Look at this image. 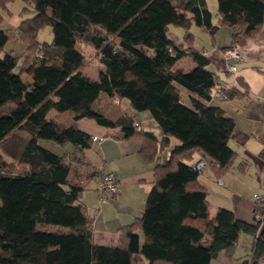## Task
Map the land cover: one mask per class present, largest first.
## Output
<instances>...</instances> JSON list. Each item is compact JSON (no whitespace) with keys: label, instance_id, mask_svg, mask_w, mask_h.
I'll return each mask as SVG.
<instances>
[{"label":"trees","instance_id":"16d2710c","mask_svg":"<svg viewBox=\"0 0 264 264\" xmlns=\"http://www.w3.org/2000/svg\"><path fill=\"white\" fill-rule=\"evenodd\" d=\"M10 1L0 0V7ZM25 2L33 15L14 29L0 27V264H138V256L150 264H212L222 250L232 251L242 231L255 241L236 264H261L264 224L256 217L264 211L261 202L256 200L252 222L224 206L212 214L202 170L191 162L201 150L219 175L237 157L230 144L236 120L211 102L217 100L213 92L220 76L194 45L192 26L214 36L220 25H229L235 44H243L264 22V0H218L219 23L213 22L207 0ZM172 24L184 28V43L170 37ZM46 25L53 39L39 41ZM14 36L36 41L37 53L32 47L21 55L5 51ZM80 41L90 43L105 65L97 77L83 70ZM188 57L193 65L185 69L180 62ZM237 81L217 101L247 97V81L242 76ZM101 92L112 100L126 98L134 110H149L163 135L138 129L127 112L112 119L96 111L93 103ZM51 110L120 126L123 137L142 134L148 141L141 152L146 160L157 161L153 184L143 215L120 228L116 245L96 242L82 201L84 187L74 182L104 180L87 154L93 135L54 119ZM172 137L178 143L172 145ZM46 139L62 147L72 144L73 150H51L41 142ZM262 141L264 158V136ZM171 146L162 162L158 154Z\"/></svg>","mask_w":264,"mask_h":264},{"label":"crops","instance_id":"0c3cea01","mask_svg":"<svg viewBox=\"0 0 264 264\" xmlns=\"http://www.w3.org/2000/svg\"><path fill=\"white\" fill-rule=\"evenodd\" d=\"M213 22H220L219 10L217 20L213 16ZM194 26L195 24L192 26V31L196 35L194 45L204 50L205 54L209 56V68L217 72L220 79L228 80L232 86H238L237 77L242 76L249 87L247 97L211 101L222 105L226 113L236 120V129L230 144L237 157L231 167L219 175L208 164L202 170L200 181L209 190L212 214L219 206H224L232 209L237 217L252 222L256 206L254 195L256 192L264 195V158L259 154L263 147L262 136H264V22L255 35L239 45L243 58L237 62L238 69L235 73L229 72L228 61L224 54L227 48L235 44L233 28L222 24L215 35L211 36L204 27L197 25L199 29H196ZM0 27L7 28L8 26L0 25ZM198 33H201L202 39ZM169 35L177 42H185L182 26L170 25ZM5 51L15 54L13 50ZM22 53L23 51L20 54ZM23 78L31 79L28 74H24ZM186 94L188 95L187 92ZM93 108L112 119H117L127 112L141 123L144 130L153 132L157 137L163 135L161 126L154 120L151 112L132 109L126 98L112 100L106 92H101L94 101ZM50 115L60 122L86 130L93 136H107L102 141L93 140L87 154L92 167L97 171L116 173L118 193L108 201L101 203L99 201L101 183L97 178H74V182L84 187L82 201L92 219L96 242L116 245L120 236V228L143 215L148 192L153 184L154 167L157 161L146 160L141 152L144 143L148 142L146 137L142 134H135L125 138L120 126L107 127L90 117L75 119L70 111L51 110ZM171 139L172 145L178 143L177 139L173 137ZM41 142L51 150L58 151L51 140H42ZM68 146L69 144L66 147ZM66 147L61 146L59 153L64 152ZM171 149L172 146L158 154L162 162L167 159ZM72 150L73 146L69 151ZM202 156L208 157L203 151H196L191 162H195ZM10 158L8 156V159ZM242 161H246V163H242ZM220 179L223 181L222 183L219 182ZM137 231L141 235V240L144 241L142 230L138 229ZM254 241L253 234L245 231L240 232L238 243L232 251L222 250L217 257L212 259V264L238 263L249 255ZM138 257L140 258L138 264H150L147 259ZM261 264H264V260Z\"/></svg>","mask_w":264,"mask_h":264},{"label":"rangeland","instance_id":"374dc122","mask_svg":"<svg viewBox=\"0 0 264 264\" xmlns=\"http://www.w3.org/2000/svg\"><path fill=\"white\" fill-rule=\"evenodd\" d=\"M207 3H208L209 8L211 7L210 9L213 13L214 19L217 20L218 0H207ZM27 4H28V9L24 10V6ZM27 4H26L25 0H12V1L7 3L6 7H0V14L3 17L0 25L3 27L8 26V28L14 29L21 22L22 19H25L27 17L32 16L33 15L32 7L29 5V3H27ZM171 26L180 27L179 25H174V24H172ZM194 27L196 29H199L196 24ZM199 31H202V30H199ZM198 34L200 36V39H202L203 37H202V35H200L201 33H198ZM52 39H53V32H52L51 25H46L40 29V31L38 33V40L39 41H44V40L51 41ZM34 42H35L34 44H31L32 40H29L27 38L26 39L25 38H18L16 36H14V37H11L9 39V41L6 43L4 50H13V52L15 54L21 55L20 54L21 51H23V53H25L28 49H30V47H32L34 52L37 53L36 48H37V45H39V44L36 41H34ZM79 46L85 54V61L83 64V70L86 73L90 74L92 77H97L100 70L105 68L104 63L101 62L98 51L90 43H87L84 41H80ZM192 64H193V61L190 58H185L180 62V65L184 66L185 69H189L192 66ZM229 72L232 73L231 71H229ZM182 92H183V100L187 104L190 103L189 97L186 94V89L184 87H182ZM46 140H48V139H46ZM51 143H53V145H56L55 146L56 150H58L56 152H60L61 146H59L53 140H51ZM71 147H72V144H69V146L66 147L65 150H69Z\"/></svg>","mask_w":264,"mask_h":264},{"label":"built area","instance_id":"2783aa9c","mask_svg":"<svg viewBox=\"0 0 264 264\" xmlns=\"http://www.w3.org/2000/svg\"><path fill=\"white\" fill-rule=\"evenodd\" d=\"M225 58L228 61V70L232 73H235L238 69L237 62L243 58L242 51L238 44H233L225 51ZM231 86L228 80L219 79V82L213 92V97L217 100H224L226 98V92ZM137 128L142 129L140 122H136ZM106 135H94L93 140L102 141L106 138ZM210 162V159L207 156H202L194 162V167L197 170H203ZM104 180L99 186V201L101 203L108 201L113 195L117 194L119 191L118 187V178L116 173L112 171H105ZM220 183L223 181L220 179ZM255 199L261 202V205L264 207V195L260 192L255 193ZM257 219L260 220L261 225L264 224V211L260 214H257Z\"/></svg>","mask_w":264,"mask_h":264}]
</instances>
